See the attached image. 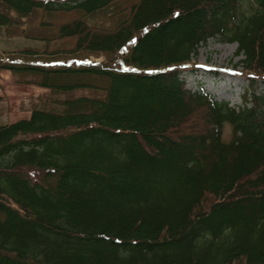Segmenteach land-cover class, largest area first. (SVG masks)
Here are the masks:
<instances>
[{
  "label": "trees",
  "instance_id": "trees-1",
  "mask_svg": "<svg viewBox=\"0 0 264 264\" xmlns=\"http://www.w3.org/2000/svg\"><path fill=\"white\" fill-rule=\"evenodd\" d=\"M242 1L0 0L32 43L0 70L49 91L0 126V264H264V0ZM215 39L239 107L182 78Z\"/></svg>",
  "mask_w": 264,
  "mask_h": 264
},
{
  "label": "rangeland",
  "instance_id": "rangeland-1",
  "mask_svg": "<svg viewBox=\"0 0 264 264\" xmlns=\"http://www.w3.org/2000/svg\"><path fill=\"white\" fill-rule=\"evenodd\" d=\"M244 12L252 10L249 0L242 1ZM32 45L22 39H7L0 29V54L14 49ZM237 44L223 42L220 39L210 40L202 45L193 56L192 66L182 73L188 89L194 92H205L219 102H228L233 107L242 104L244 89L248 86L245 77H240L243 70L242 56H237ZM102 61V59H100ZM202 69L203 71H196ZM220 71V74H207L206 71ZM205 73V74H204ZM31 77L15 76L10 71L0 70V126L21 119L30 118L32 105L41 97L49 94L36 85ZM29 81V82H27ZM258 92L264 93V82L257 86ZM230 137V128H226L225 138Z\"/></svg>",
  "mask_w": 264,
  "mask_h": 264
},
{
  "label": "bare ground",
  "instance_id": "bare-ground-1",
  "mask_svg": "<svg viewBox=\"0 0 264 264\" xmlns=\"http://www.w3.org/2000/svg\"><path fill=\"white\" fill-rule=\"evenodd\" d=\"M206 73H207V74H211V73H214V74H219V73H220V71H218V70H215V71H211V73H210L209 71H206Z\"/></svg>",
  "mask_w": 264,
  "mask_h": 264
}]
</instances>
